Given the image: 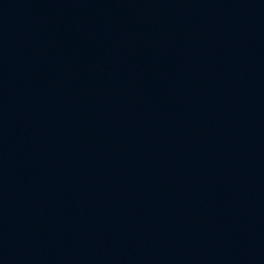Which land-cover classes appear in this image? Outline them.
Returning a JSON list of instances; mask_svg holds the SVG:
<instances>
[{
	"label": "water",
	"instance_id": "1",
	"mask_svg": "<svg viewBox=\"0 0 264 264\" xmlns=\"http://www.w3.org/2000/svg\"><path fill=\"white\" fill-rule=\"evenodd\" d=\"M0 264H264V0H0Z\"/></svg>",
	"mask_w": 264,
	"mask_h": 264
}]
</instances>
